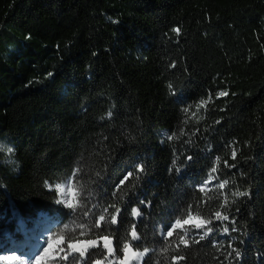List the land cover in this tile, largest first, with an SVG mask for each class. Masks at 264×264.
<instances>
[{"label":"trees","instance_id":"trees-1","mask_svg":"<svg viewBox=\"0 0 264 264\" xmlns=\"http://www.w3.org/2000/svg\"><path fill=\"white\" fill-rule=\"evenodd\" d=\"M0 143L2 229L57 215L113 258L128 243L140 264H264V0H0ZM67 181L77 212L57 203Z\"/></svg>","mask_w":264,"mask_h":264},{"label":"snow or ice","instance_id":"snow-or-ice-1","mask_svg":"<svg viewBox=\"0 0 264 264\" xmlns=\"http://www.w3.org/2000/svg\"><path fill=\"white\" fill-rule=\"evenodd\" d=\"M175 31L178 33L179 29H175ZM219 95L220 96H224V95H227V93L221 92ZM107 115L109 117H111L112 113L109 112ZM172 138H173L172 136L168 137L169 140H171ZM4 147L5 146L2 143H0V150H3ZM7 152L8 153H13V149L11 147H8L7 148ZM235 157H236V152H235V150H233L232 158L235 159ZM188 159H191V157H188ZM218 161H219V158H217V163H218ZM175 164H176V161L173 160V165H175ZM225 164H227L226 161H225ZM232 167H234V165ZM79 171H80V169L74 170V172L72 174L73 177H75L76 174ZM139 171L142 172L143 168L140 167ZM170 171H171V169H170ZM177 171H179V169H177ZM211 171L213 173L216 172V168L213 167ZM132 175H133V172L129 171L127 173V175L120 181V184H123L124 181L127 180ZM226 184H228L227 180L221 182L219 184V188L223 189ZM59 190H60V192H64L65 189H64V187H60ZM201 191H203V188H201ZM113 195H115V192H113ZM235 195H237V196H245V195H247V193H245V192H237V193H235ZM57 203H61V201L57 200ZM64 203L66 204V207L69 210H71L72 212H77L78 211L77 205H74L71 200H65ZM112 207H114V205ZM79 212L83 216L87 217L89 215L90 209L85 210L84 206L80 205ZM104 212L107 213L108 212V208H105ZM120 215H121V209L116 208L115 209V214H112L110 216L109 223L112 224V225L117 224L118 223V217ZM131 215H132V217H137V216H140V212H139L138 209L133 208L131 210ZM214 215H215V218L217 220H222V221H228L229 220V217L227 215H222L220 211L215 212ZM190 220H191V217H189V219L185 220L183 223L184 224H188L190 222ZM105 221H106V216L104 214L99 215L98 219L95 221L94 227H96V228L102 227V224ZM210 223H211L210 220L206 221V220L201 219L199 223L195 224V228L196 229H200L204 225L210 224ZM233 223H235V221H233ZM78 227L80 229H87V225H85V224H79ZM177 227H180V228L183 227V225L181 224V221L179 219H177L175 221V223H169V225H167V228L169 230L167 231L165 239L167 237H172L173 236V232H174V230ZM232 231H236V229L233 228ZM212 232H213V229L211 227H208L207 231L204 232L202 235H200L199 239L200 240L205 239V237L208 236ZM228 232H229L228 227H224L223 228V233L224 234H228ZM85 234H86L85 231H81L80 232L81 236H84ZM130 235H131V239L133 241H137L139 239L138 233L136 231V225L135 224H133V226H132V231H131ZM185 235H187V233H185ZM196 242L199 243V240H197ZM180 243L185 245V247L188 246V241L184 238V236L180 237ZM64 244H65V240H64L63 236L59 237L56 240H52V238L49 237V242H48L47 246L44 247L43 251L39 255H37L35 257V264H47V262L50 261V260L51 261H56V260L69 261L70 257H71V260H72V264H81V262L85 261L86 258H89L88 257V253H89L90 249L102 248V250H106V253L109 256L113 255L114 251H115L113 239L110 238L107 235L98 236L96 239H86V240H80V239L71 240V239H69V241L66 244V248L65 247H59V246L64 245ZM229 247H231V244H229ZM147 251H148V249H145V251L140 253L139 255L142 257V256L145 255V253H147ZM164 251H167V248H165ZM232 251L236 252V250L234 248L232 249ZM123 252H124V259L120 260L119 264H129L130 260L135 258L136 255H137L135 252L131 251V248H130L128 243H125L123 245ZM93 255H95V254L93 253ZM229 255H231V253H229ZM236 256L239 257L240 253L236 252ZM7 259L16 260L17 257L13 255V256L7 257ZM173 259L174 260H176V259H184V257L183 256L173 257ZM95 264H102V262L100 260H96Z\"/></svg>","mask_w":264,"mask_h":264},{"label":"rangeland","instance_id":"rangeland-1","mask_svg":"<svg viewBox=\"0 0 264 264\" xmlns=\"http://www.w3.org/2000/svg\"><path fill=\"white\" fill-rule=\"evenodd\" d=\"M3 145L5 146L3 151H7L8 146L5 144ZM210 178L202 185L204 189H208L214 182L215 178ZM60 187H64L65 189L64 192H60V206L67 208L64 203L65 200H71L72 203L75 204L76 195L72 181H67ZM199 222L200 220L191 218L188 225H193L195 227V224ZM38 225L39 228L37 227ZM205 227L206 225L200 229ZM9 229H12V233L9 232ZM68 231V227L59 216L49 214H42L38 218L29 221L24 226H15L10 224L6 227V229H2V227H0V247L2 248V251L0 252V259L3 260L4 264H35V257L43 251L44 247L47 246L49 237H51L52 240H56L63 236L65 244L59 247L66 248V235H68ZM139 254L140 253H138L133 260L131 259L132 261L130 264L141 263L144 256L141 257ZM13 255L17 257L16 260L7 259V257ZM120 260L122 259L109 256L107 258V263L105 264H119ZM47 264H63V261L50 260Z\"/></svg>","mask_w":264,"mask_h":264},{"label":"bare ground","instance_id":"bare-ground-1","mask_svg":"<svg viewBox=\"0 0 264 264\" xmlns=\"http://www.w3.org/2000/svg\"><path fill=\"white\" fill-rule=\"evenodd\" d=\"M37 227L39 228V225Z\"/></svg>","mask_w":264,"mask_h":264}]
</instances>
